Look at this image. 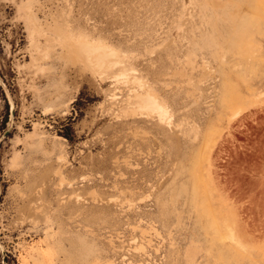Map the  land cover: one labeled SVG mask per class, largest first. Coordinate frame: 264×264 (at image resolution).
I'll use <instances>...</instances> for the list:
<instances>
[{"label": "rangeland", "instance_id": "rangeland-1", "mask_svg": "<svg viewBox=\"0 0 264 264\" xmlns=\"http://www.w3.org/2000/svg\"><path fill=\"white\" fill-rule=\"evenodd\" d=\"M263 208L264 0H0V264H264Z\"/></svg>", "mask_w": 264, "mask_h": 264}, {"label": "bare ground", "instance_id": "bare-ground-1", "mask_svg": "<svg viewBox=\"0 0 264 264\" xmlns=\"http://www.w3.org/2000/svg\"><path fill=\"white\" fill-rule=\"evenodd\" d=\"M157 112H158V114H159V116H160V118L164 115V113H163V111H162V109L161 108H157L156 107V109H155ZM165 116V115H164ZM208 146V145H207ZM200 164V163H199ZM201 165V164H200ZM197 167H200L199 165L197 166ZM203 169V168H202ZM196 171L197 172H199L200 171V168H197L196 169ZM197 186V188H199V187H201V184H199V185H196ZM225 189V188H224ZM203 190H204V187H203ZM224 191H226V190H224ZM203 193H205V191H203ZM229 197H230V195H228ZM236 202V201H235ZM235 207V206H234ZM233 208V207H232ZM231 207H230V209H232ZM206 211L209 213V212H211L212 211V209H211V206L210 205H208L206 208ZM230 209H228V211H230ZM239 209V208H238ZM242 209H244V208H242ZM264 209V208H263ZM244 211V210H243ZM242 212V211H241ZM257 212V211H256ZM236 213V212H235ZM240 213V212H239ZM253 214H255V213H253ZM238 215V214H237ZM246 215V214H245ZM239 216V215H238ZM249 216V215H248ZM251 217V216H250ZM263 218V217H262ZM225 219H226V223H225V225H224V229L229 233V235H230V237H231V239L233 240V241H236V239H235V236H234V234L232 233V231H233V228H232V226H231V224H230V220L227 218V217H225ZM243 219V218H242ZM232 220H233V222H234V224L236 225L237 224V217H236V215L235 214H233L232 213ZM245 220H247V218L245 219ZM249 220V219H248ZM251 220V219H250ZM239 223H241L240 222V220H239ZM248 223V222H247ZM263 223V222H262ZM239 225V224H238ZM214 227H215V225H214ZM239 227V226H238ZM256 227V226H255ZM215 229H217V231H216V233H218L219 231H220V229H219V227H217L216 226V228ZM243 230H241V232H242ZM248 231V230H247ZM246 231V232H247ZM256 231V230H255ZM254 231V232H255ZM253 232V231H252ZM248 233V232H247ZM251 233V232H250ZM249 234V233H248ZM222 236H225V233L224 232H222V234H221ZM243 235V234H242ZM249 235H253V234H249ZM252 237V236H251ZM258 237H259V235H258ZM258 239V238H257ZM255 240V239H254Z\"/></svg>", "mask_w": 264, "mask_h": 264}]
</instances>
